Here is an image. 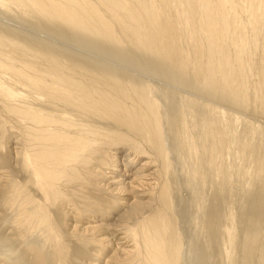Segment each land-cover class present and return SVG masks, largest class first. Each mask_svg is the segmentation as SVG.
Returning a JSON list of instances; mask_svg holds the SVG:
<instances>
[{
	"label": "bare ground",
	"instance_id": "obj_1",
	"mask_svg": "<svg viewBox=\"0 0 264 264\" xmlns=\"http://www.w3.org/2000/svg\"><path fill=\"white\" fill-rule=\"evenodd\" d=\"M244 116L264 0H0V264H264Z\"/></svg>",
	"mask_w": 264,
	"mask_h": 264
},
{
	"label": "rangeland",
	"instance_id": "obj_2",
	"mask_svg": "<svg viewBox=\"0 0 264 264\" xmlns=\"http://www.w3.org/2000/svg\"><path fill=\"white\" fill-rule=\"evenodd\" d=\"M244 117H245V116H244ZM245 118H246L247 120H251V119H252V120H251L252 122H254L255 124L258 122L257 124L263 125L262 127H264L263 121H262V119L260 120L259 117H256V116H254V117H253V116H250V117H249V116H248V118H247V117H245ZM256 118H257V119H256ZM259 121H260V122H259ZM180 187H181V186H180ZM185 189H186V190H185ZM188 191H189V190H188L186 187H184V186H182L181 188H179V192H181V195H183V197H185L186 199H187V198L190 199V196L186 197V196L188 195V193H189ZM189 195H190V194H189ZM239 196H240V195H239ZM236 197H237V201H238V200L241 201L240 197H238V196H236ZM238 198H239V199H238ZM235 199H236V198H235ZM235 199H234V201H235V203H236L237 201H236ZM239 201L237 202V203H238V204H237L238 206L240 205V204H239V203H240ZM232 203L234 204L233 201H232ZM234 205H235V204H234ZM237 205H236V206H237ZM184 209H185V208H184ZM186 210H187V209H186ZM186 210H185V213H184V214H187V213L189 214V216L186 218V220H187L188 218L191 220V210H190V211L188 210L189 212H187ZM186 212H187V213H186ZM186 216H187V215H186ZM186 216H185V217H186ZM185 217H184V218H185ZM189 219H188V220H189ZM186 220L183 219V221H186ZM188 220H187L186 222L189 223L190 220H189V221H188ZM191 222H192V220H191ZM183 223H184V222H183ZM188 223H187V226L189 225V230H188V228H187L188 233H187V232H186V233L188 234V236H191L192 231H193V228L191 227L192 229H190V226H192L193 223H190V224H192V225H190V224H188ZM185 224H186V223H184V226L186 227ZM193 226H194V225H193ZM185 230H186V229H185ZM189 231H191V234H189V233H190Z\"/></svg>",
	"mask_w": 264,
	"mask_h": 264
}]
</instances>
